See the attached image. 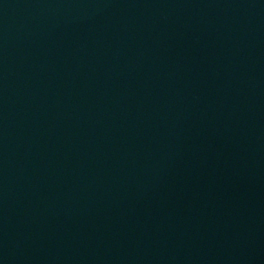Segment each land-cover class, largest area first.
Listing matches in <instances>:
<instances>
[{
  "label": "water",
  "instance_id": "obj_1",
  "mask_svg": "<svg viewBox=\"0 0 264 264\" xmlns=\"http://www.w3.org/2000/svg\"><path fill=\"white\" fill-rule=\"evenodd\" d=\"M0 264H264V0H0Z\"/></svg>",
  "mask_w": 264,
  "mask_h": 264
}]
</instances>
